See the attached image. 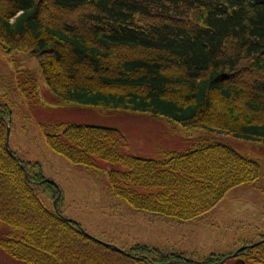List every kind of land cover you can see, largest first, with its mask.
<instances>
[{
  "label": "trees",
  "instance_id": "1",
  "mask_svg": "<svg viewBox=\"0 0 264 264\" xmlns=\"http://www.w3.org/2000/svg\"><path fill=\"white\" fill-rule=\"evenodd\" d=\"M0 46L38 59L55 104L151 115L264 148V0H0ZM12 79L20 100L39 101L35 78L16 70ZM2 91L0 79L6 256L25 264H264V235L230 253L191 257L84 234L63 217L62 190L56 210L49 203L57 189L42 165L5 146L16 102ZM38 129L53 153L105 174L109 192L152 222H200L242 185L264 195L259 160L206 138L147 159L125 153L111 127L45 122Z\"/></svg>",
  "mask_w": 264,
  "mask_h": 264
},
{
  "label": "rangeland",
  "instance_id": "2",
  "mask_svg": "<svg viewBox=\"0 0 264 264\" xmlns=\"http://www.w3.org/2000/svg\"><path fill=\"white\" fill-rule=\"evenodd\" d=\"M16 70H23L37 80L39 101L29 105L17 96L12 79ZM0 79L2 92L10 93L16 102L9 133L11 151L23 160L42 165L47 178H52L63 191L60 210L64 218L80 223L89 234L120 247L140 243L167 251H180L191 257L210 252L230 253L242 243L257 241L264 235V195L247 185L232 189L200 222L183 225L152 222L109 192L105 174L95 175L53 153L46 146L38 125L58 122L111 127L123 138L125 153L147 159H158L165 151L188 150L193 140L206 138L259 160L263 174L258 185L262 187L263 147L228 136L201 131L190 133L168 119H155L151 115L55 104L56 100L46 90L39 73L38 59L24 53L8 55L1 46ZM102 165L106 170L118 168ZM48 201L50 204L53 202ZM7 231L8 228L0 224V237ZM0 264L25 263L15 261L0 251Z\"/></svg>",
  "mask_w": 264,
  "mask_h": 264
},
{
  "label": "water",
  "instance_id": "3",
  "mask_svg": "<svg viewBox=\"0 0 264 264\" xmlns=\"http://www.w3.org/2000/svg\"><path fill=\"white\" fill-rule=\"evenodd\" d=\"M8 135H9V129H6V142H5V146H6V147H8ZM8 152L10 153L9 150H8ZM50 182L52 183V181H50ZM56 189H57V188H56ZM57 191H58V194H57L56 200H58V199H59V196H60V192H59L58 189H57ZM55 202H56V201L53 202V205L55 204ZM83 232H84V231H83ZM84 233H85V232H84ZM241 250H242V248L238 249V251H241ZM238 251H236V252L234 253V255H236ZM234 255H233V256H234Z\"/></svg>",
  "mask_w": 264,
  "mask_h": 264
}]
</instances>
